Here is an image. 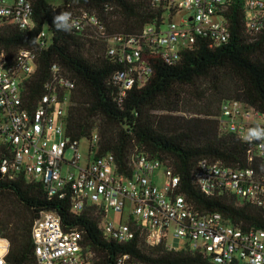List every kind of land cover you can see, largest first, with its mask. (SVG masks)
<instances>
[{"label":"trees","instance_id":"1","mask_svg":"<svg viewBox=\"0 0 264 264\" xmlns=\"http://www.w3.org/2000/svg\"><path fill=\"white\" fill-rule=\"evenodd\" d=\"M32 2L36 26L31 30L0 20V52L8 61L21 49L37 53L34 73L23 80L29 108L45 93L51 67L57 65L75 84L65 123V132L73 140L90 141L97 133L96 155H114L118 170L128 174L135 156L160 161L179 178L178 193L199 213L218 212L244 229H264V209L229 193L207 196L194 181L202 159L231 168L251 165L248 150L253 151L255 143L222 131L219 124L221 105L226 101L242 102L264 114V29L255 36L249 33L244 0H227L219 7L228 24L226 41L216 43L209 35L199 34L172 63L160 56L147 57L150 77L144 85H134L121 103L116 101L111 76L123 65L107 55L105 38L91 29L59 31L53 17L85 10L100 19L108 35H133L148 25H163L165 8L153 0H62L57 6L49 0ZM42 29L50 35L45 49L36 44ZM187 112L192 117L182 121L159 115ZM42 212L56 213L65 231L80 233L81 245L93 253L90 264H122L119 260L124 255L145 264H213L210 257L196 251L148 245L141 231L119 243L104 233L101 207L87 206L75 213L69 194L49 196L41 182L23 174L0 176V248L8 242L7 264H37L32 227Z\"/></svg>","mask_w":264,"mask_h":264},{"label":"built area","instance_id":"2","mask_svg":"<svg viewBox=\"0 0 264 264\" xmlns=\"http://www.w3.org/2000/svg\"><path fill=\"white\" fill-rule=\"evenodd\" d=\"M153 2L165 8L163 21L168 15L169 24L164 30V24L148 25L133 35H108L98 17L85 10L69 11L73 29H91L104 37L107 55L123 65L111 76L118 103L134 85L142 86L150 77L147 57L160 56L172 63L199 34L209 35L216 43L227 40L228 24L219 11L227 0ZM244 11L246 27L255 36L264 29V0H244ZM179 12V22L174 23L173 17ZM0 20L31 30L36 26L32 0H0ZM49 38V32L42 29L36 39L38 48H47ZM36 62L37 53L32 49L19 50L11 62L0 52V176L23 174L41 182L49 196L63 198L69 194L75 213L87 206L101 207L105 212L101 227L119 243L130 241L141 231L148 245L196 251L210 257L213 264H264V229H244L218 212L199 213L178 193L179 178L160 161L135 156L129 164L131 170H127L130 173L120 172L114 155H96L98 135L94 133L89 141L92 159L88 156L86 165L81 164L80 140L65 132L74 82L54 64L45 93L35 106L25 104L23 80L34 73ZM219 124L222 131L248 142L243 137L250 128L264 127V114L242 102L226 101L221 105ZM253 142V151L248 150L251 165L246 168L200 160L194 171L198 189L207 196L229 193L264 209V141L248 143ZM68 150L73 152L69 160L65 159ZM111 212L120 215L118 222L109 218ZM32 238L37 264H90L93 260V253L81 245L80 233L65 231L54 212L40 214L33 224ZM170 239L184 241V247H175ZM8 247L7 242L4 249L0 248L3 264H7ZM119 262L145 264L131 261L129 255Z\"/></svg>","mask_w":264,"mask_h":264},{"label":"rangeland","instance_id":"3","mask_svg":"<svg viewBox=\"0 0 264 264\" xmlns=\"http://www.w3.org/2000/svg\"><path fill=\"white\" fill-rule=\"evenodd\" d=\"M49 2L52 5L57 6V5L61 4L62 0H49ZM181 15H182V12L177 13L173 17V22L178 23ZM168 24H169V16L166 15L162 29L164 30ZM190 113L191 112L182 113V114L181 113H159V115H161L162 118H166V119L168 118L169 119V118L175 117V118H178L180 121H182V119H187V118L192 117V115ZM54 139H56V137H54ZM79 153L82 155L81 164H83V165H86L88 156H90V158L92 159V154L91 155L89 154V141L87 139H81L79 141ZM72 155H73V152L71 150H68L65 153V159H68V160L71 159ZM65 169H66V167L64 166V170ZM8 205L12 208L14 206V204L12 202H9ZM18 209H19V206H18ZM109 218L118 222L120 215L111 212L109 214ZM169 243L173 244L175 247H179V248L184 247V241H179L177 239L176 240L170 239Z\"/></svg>","mask_w":264,"mask_h":264},{"label":"clouds","instance_id":"4","mask_svg":"<svg viewBox=\"0 0 264 264\" xmlns=\"http://www.w3.org/2000/svg\"><path fill=\"white\" fill-rule=\"evenodd\" d=\"M53 24L59 31L71 32L74 27L72 14L68 11L58 13L53 17ZM243 139L248 142L253 140L264 141V127L257 125L248 129ZM0 264H3V261H0Z\"/></svg>","mask_w":264,"mask_h":264}]
</instances>
